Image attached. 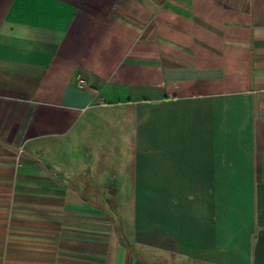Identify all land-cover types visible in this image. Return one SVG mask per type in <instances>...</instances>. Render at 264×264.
Here are the masks:
<instances>
[{"label": "crops", "instance_id": "0c3cea01", "mask_svg": "<svg viewBox=\"0 0 264 264\" xmlns=\"http://www.w3.org/2000/svg\"><path fill=\"white\" fill-rule=\"evenodd\" d=\"M0 264H264V0H0Z\"/></svg>", "mask_w": 264, "mask_h": 264}, {"label": "rangeland", "instance_id": "374dc122", "mask_svg": "<svg viewBox=\"0 0 264 264\" xmlns=\"http://www.w3.org/2000/svg\"><path fill=\"white\" fill-rule=\"evenodd\" d=\"M95 191H97V193H99V195L104 199V197L106 196V198L108 199V201L111 199L112 200V198H113V196H111L110 195V192L109 191H111V190H108V189H106L105 187H97V188H95L94 189ZM115 191L114 192H116L117 191V193L118 194H121V193H124V191L122 192V190L120 191V190H118V188H116V189H114ZM117 197H122V196H120V195H118ZM116 199V198H115ZM114 199V200H115ZM104 201L106 202V200L104 199ZM108 204L106 205L107 207H109L110 208V205H109V203L110 202H107ZM112 207H114V209L116 210V215L119 217V220H120V218H122V216H126V215H130L131 213H132V206H130V205H127V204H125V205H118V206H112ZM180 259V258H179ZM179 262H184L183 260H178Z\"/></svg>", "mask_w": 264, "mask_h": 264}, {"label": "built area", "instance_id": "2783aa9c", "mask_svg": "<svg viewBox=\"0 0 264 264\" xmlns=\"http://www.w3.org/2000/svg\"><path fill=\"white\" fill-rule=\"evenodd\" d=\"M77 84H78V87H80V88H84V87H86V83H85L82 79H80V78L78 79ZM98 104H99V105H103V104H105V103H104L103 100H101V101H99Z\"/></svg>", "mask_w": 264, "mask_h": 264}]
</instances>
